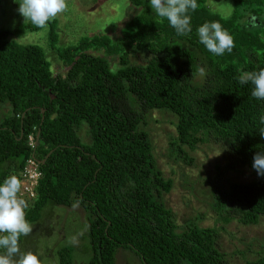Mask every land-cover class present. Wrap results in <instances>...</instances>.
Returning a JSON list of instances; mask_svg holds the SVG:
<instances>
[{"label":"trees","instance_id":"1","mask_svg":"<svg viewBox=\"0 0 264 264\" xmlns=\"http://www.w3.org/2000/svg\"><path fill=\"white\" fill-rule=\"evenodd\" d=\"M128 2L137 12L123 23L116 42L84 36L53 51L63 75L51 73L37 46L16 44L8 38L14 32L0 30V182L9 174L20 178L32 155L41 178L34 198L26 200V219L34 225L53 206H78L89 242L85 264H114L119 248L141 264H228L216 247L217 229L190 219L177 225L165 207L162 195L172 182L155 167L148 134L139 125L150 111L173 115L176 136L167 156L184 164L192 161L184 148L224 146V171L246 168L252 179L208 183L209 207L224 224L264 219V177L252 168L254 154L264 151L258 134L264 100L251 96L250 83L238 82L242 70L264 68V0H232L226 18L197 0V9L189 11L192 31L184 36L155 15L149 0ZM211 21L233 37L230 53L213 55L199 43L197 28ZM51 25L48 43L55 44ZM126 49L143 53L144 63L130 64ZM111 55L117 57L114 70L105 58ZM82 127L86 144L77 136ZM68 252H58V264H73ZM243 264H264V256Z\"/></svg>","mask_w":264,"mask_h":264},{"label":"rangeland","instance_id":"2","mask_svg":"<svg viewBox=\"0 0 264 264\" xmlns=\"http://www.w3.org/2000/svg\"><path fill=\"white\" fill-rule=\"evenodd\" d=\"M20 2L0 0V30L14 32L8 38L16 44L33 45L41 49L53 75H63L65 70L53 52L56 48L74 44L84 36L106 35L116 42L120 38L123 23L137 12L128 0H66V10L48 22L56 31L57 43L54 44L48 43V23L44 28L29 31L35 25L30 21L25 22L19 14ZM204 3L208 10L222 18L231 13L232 0H204ZM126 51L129 52L127 59L130 64L144 63L143 53H131L129 49ZM93 54L103 55L102 51ZM105 58L110 69L114 70L117 57L111 55ZM146 117L139 126L148 134L155 167L163 178H169L172 182L169 192L162 195V201L174 213L176 224L190 219L199 227L217 229L216 247L225 255L228 264H243L264 256V219L248 226H242L235 220L224 224L209 207L211 189L208 183L221 186L230 182L246 183L252 179L250 171L246 168L224 171L226 149L221 144L211 142L199 143L193 150L184 148L192 159L190 165L168 158V143L176 136L174 116L164 110H154ZM84 129H79L77 135L82 144L88 142ZM51 208V213L45 211L44 216L32 225L30 235L21 236V250L34 252L43 264H58V252L67 249L73 264H85L90 251L83 212L76 205ZM114 264L141 263L132 253L119 248L115 251Z\"/></svg>","mask_w":264,"mask_h":264},{"label":"clouds","instance_id":"3","mask_svg":"<svg viewBox=\"0 0 264 264\" xmlns=\"http://www.w3.org/2000/svg\"><path fill=\"white\" fill-rule=\"evenodd\" d=\"M16 2V0H15ZM19 14L24 21H30L38 28L46 27L50 19L66 10V0H21ZM155 15L166 19L179 36L189 34L191 16L189 11L198 7L197 0H149ZM199 43L213 55L230 53L234 47L233 37L217 21L205 22L197 28ZM201 73L204 72L200 68ZM238 82L251 84V96L264 100V68L254 71H241ZM261 127L258 134L264 139V115L259 118ZM252 168L257 175L264 177V151L253 156ZM28 204L22 198V181L16 174L7 175L0 182V264H43L41 259L30 250H21V236L32 232V225L26 219Z\"/></svg>","mask_w":264,"mask_h":264},{"label":"built area","instance_id":"4","mask_svg":"<svg viewBox=\"0 0 264 264\" xmlns=\"http://www.w3.org/2000/svg\"><path fill=\"white\" fill-rule=\"evenodd\" d=\"M35 145L31 135L27 136V146L33 148ZM41 178L39 171V163L31 155L25 160L23 168L20 172L22 181V198L25 200L33 199L35 196V187L38 180Z\"/></svg>","mask_w":264,"mask_h":264},{"label":"water","instance_id":"5","mask_svg":"<svg viewBox=\"0 0 264 264\" xmlns=\"http://www.w3.org/2000/svg\"><path fill=\"white\" fill-rule=\"evenodd\" d=\"M37 136H38V134L36 133V134H35V142L37 141Z\"/></svg>","mask_w":264,"mask_h":264}]
</instances>
